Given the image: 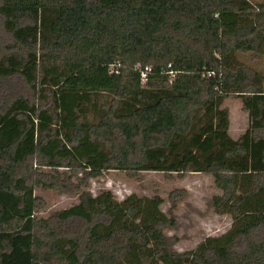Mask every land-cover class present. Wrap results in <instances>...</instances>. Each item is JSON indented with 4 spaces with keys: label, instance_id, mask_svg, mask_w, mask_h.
I'll use <instances>...</instances> for the list:
<instances>
[{
    "label": "trees",
    "instance_id": "obj_1",
    "mask_svg": "<svg viewBox=\"0 0 264 264\" xmlns=\"http://www.w3.org/2000/svg\"><path fill=\"white\" fill-rule=\"evenodd\" d=\"M245 56L264 57V3L0 0V264H264V73ZM112 171L209 175L231 228L178 252L185 192L168 213L93 195ZM39 191L78 201L40 218Z\"/></svg>",
    "mask_w": 264,
    "mask_h": 264
},
{
    "label": "rangeland",
    "instance_id": "obj_2",
    "mask_svg": "<svg viewBox=\"0 0 264 264\" xmlns=\"http://www.w3.org/2000/svg\"><path fill=\"white\" fill-rule=\"evenodd\" d=\"M249 1L254 4L264 3V0ZM242 62L264 73V57L251 59L245 56ZM222 108H226L230 113L231 137L238 139L249 127L248 113L243 110L241 100L235 97L225 99ZM89 190L95 196L106 190L111 191L118 201H123L133 194L149 198L159 196L164 201L162 210L165 213L171 208L169 202L171 192L184 191L182 199L174 210L176 228L168 232L169 236H177L180 239L176 246L178 252L194 250L207 237L221 236L232 225L230 216L215 214L212 201L220 192L213 178L206 174H191L183 179L175 177L170 181L161 173H142L137 178H131L124 172L112 171L91 181ZM37 195L44 201V207L37 213L40 218L49 217L52 213L69 208L78 201L76 196L52 191H39Z\"/></svg>",
    "mask_w": 264,
    "mask_h": 264
},
{
    "label": "built area",
    "instance_id": "obj_3",
    "mask_svg": "<svg viewBox=\"0 0 264 264\" xmlns=\"http://www.w3.org/2000/svg\"><path fill=\"white\" fill-rule=\"evenodd\" d=\"M114 69H115V68L113 67V68L111 69V72L114 71ZM147 72H149V69H146L145 72L142 74V79H143L142 81H143L144 83H145L146 80H147V74H146Z\"/></svg>",
    "mask_w": 264,
    "mask_h": 264
},
{
    "label": "crops",
    "instance_id": "obj_4",
    "mask_svg": "<svg viewBox=\"0 0 264 264\" xmlns=\"http://www.w3.org/2000/svg\"><path fill=\"white\" fill-rule=\"evenodd\" d=\"M230 128H231V118H230ZM246 131H247V130H246ZM246 131H245V132H246ZM245 132H244V133H245ZM229 134H230V129H229ZM230 136H231V134H230ZM235 140H236V139H235Z\"/></svg>",
    "mask_w": 264,
    "mask_h": 264
}]
</instances>
